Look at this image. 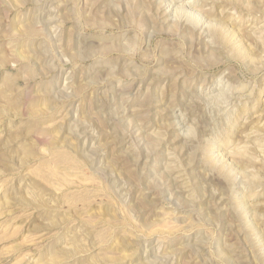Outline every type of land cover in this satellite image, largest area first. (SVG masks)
Masks as SVG:
<instances>
[{
    "label": "rangeland",
    "instance_id": "rangeland-1",
    "mask_svg": "<svg viewBox=\"0 0 264 264\" xmlns=\"http://www.w3.org/2000/svg\"><path fill=\"white\" fill-rule=\"evenodd\" d=\"M0 264H264V0H0Z\"/></svg>",
    "mask_w": 264,
    "mask_h": 264
}]
</instances>
